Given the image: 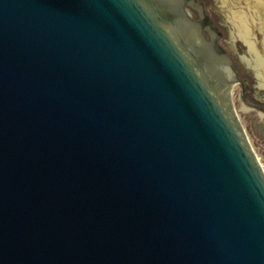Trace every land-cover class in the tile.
<instances>
[{
	"label": "water",
	"instance_id": "95a60500",
	"mask_svg": "<svg viewBox=\"0 0 264 264\" xmlns=\"http://www.w3.org/2000/svg\"><path fill=\"white\" fill-rule=\"evenodd\" d=\"M187 1L0 0V264H264V169Z\"/></svg>",
	"mask_w": 264,
	"mask_h": 264
},
{
	"label": "flooded vegetation",
	"instance_id": "af4514ba",
	"mask_svg": "<svg viewBox=\"0 0 264 264\" xmlns=\"http://www.w3.org/2000/svg\"><path fill=\"white\" fill-rule=\"evenodd\" d=\"M261 7H263V5ZM261 7L259 8L264 16V8L262 9ZM182 11V13L178 12L176 14V18H183L184 23L188 25V30H193V32L196 33L195 35L198 38L200 37L202 50L209 54L212 60L217 63H222L227 62L225 61L226 56L230 58L234 68L235 81L232 89H235L236 85L239 86L240 98L247 105H245L247 109L257 111L260 116L264 114V70H262V76H258L252 67L248 64L246 65V63L242 61V54H240L238 46H230L231 44L228 42V45L227 43L223 45L222 40L224 32L218 21L214 19L212 13L206 8L204 0H188L183 5ZM258 30H256V48L264 58V45L262 43L264 27L262 30L261 28H258ZM243 46L244 52H247L245 56L251 57L247 45L243 44ZM261 83H263V85H260ZM232 94L233 92L231 95ZM262 118L264 119V116Z\"/></svg>",
	"mask_w": 264,
	"mask_h": 264
},
{
	"label": "rangeland",
	"instance_id": "374dc122",
	"mask_svg": "<svg viewBox=\"0 0 264 264\" xmlns=\"http://www.w3.org/2000/svg\"><path fill=\"white\" fill-rule=\"evenodd\" d=\"M204 2L208 11L212 13V16L216 21H218L222 31L224 32L222 40L223 45H226L228 42L235 47L238 46L240 54L245 55L247 52H244L243 44L246 43L241 37H239L240 32L235 25L234 15L240 12H245L247 16H249L248 18L251 19L252 13L256 11L260 12V8L257 7L252 0H204ZM250 24L257 47L256 30H258V28H261L262 30L263 27H261L259 20H255V22L251 21ZM246 45L248 46V44ZM231 98L237 115L245 128L249 144L264 169V119L257 111L247 109V105L240 98V89L238 85L235 86L234 94Z\"/></svg>",
	"mask_w": 264,
	"mask_h": 264
},
{
	"label": "bare ground",
	"instance_id": "6f19581e",
	"mask_svg": "<svg viewBox=\"0 0 264 264\" xmlns=\"http://www.w3.org/2000/svg\"><path fill=\"white\" fill-rule=\"evenodd\" d=\"M253 1V0H252ZM255 4L257 7H261L262 9L264 8V1L262 0H254ZM260 12L256 11L252 13L251 19L248 18L247 14L245 12H240L238 14L234 15V22L236 27L238 28V31L240 32V36L243 41L248 44L249 52L251 54V57H246L245 55L241 56V59L246 65L248 64L250 67H252L256 74L258 76H262V70H264V58L256 48V42L253 37L252 29H251V21L255 22V20H259L261 23V27H264V16L263 12L259 9ZM258 23V21H257ZM233 43V42H232ZM262 43L264 45V36ZM230 44V43H229ZM232 46V44L230 45ZM260 85H263L261 83ZM263 117L264 114H261Z\"/></svg>",
	"mask_w": 264,
	"mask_h": 264
},
{
	"label": "crops",
	"instance_id": "0c3cea01",
	"mask_svg": "<svg viewBox=\"0 0 264 264\" xmlns=\"http://www.w3.org/2000/svg\"><path fill=\"white\" fill-rule=\"evenodd\" d=\"M262 1H264V0H262ZM252 2H254V0H253ZM254 3H255V2H254Z\"/></svg>",
	"mask_w": 264,
	"mask_h": 264
}]
</instances>
